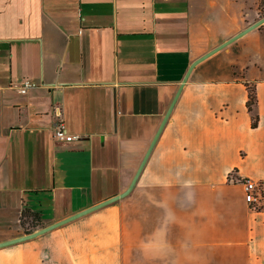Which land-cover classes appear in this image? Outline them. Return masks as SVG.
Here are the masks:
<instances>
[{
  "label": "crops",
  "instance_id": "crops-1",
  "mask_svg": "<svg viewBox=\"0 0 264 264\" xmlns=\"http://www.w3.org/2000/svg\"><path fill=\"white\" fill-rule=\"evenodd\" d=\"M263 17L264 0H0V243L29 234L24 209L32 233L123 193L190 66ZM245 179L264 183V24L194 67L126 197L0 264H264Z\"/></svg>",
  "mask_w": 264,
  "mask_h": 264
},
{
  "label": "water",
  "instance_id": "water-1",
  "mask_svg": "<svg viewBox=\"0 0 264 264\" xmlns=\"http://www.w3.org/2000/svg\"><path fill=\"white\" fill-rule=\"evenodd\" d=\"M262 24H264V17L261 18L260 20H258L257 22H255L254 24H252L251 26H249L248 28L244 29L243 31H241L240 33L235 35L234 37L230 38L226 42L222 43L221 45H219L215 49L211 50L210 52H208L207 54H205L204 56H202L201 58L196 60L190 66V68H189L187 74L185 75V77H184V79H183V81H182V83H181V85L179 87V90H178V92H177V94H176V96H175V98H174V100H173V102H172V104H171V106H170V108H169V110H168V112H167V114H166L161 126H160V128L158 129V131H157V133H156V135H155V137H154V139H153V141H152L147 153L145 154L144 159L142 160V162H141L136 174L134 175L129 187L123 193H121L119 195H116V196H114V197H112L110 199H107V200H105V201H103L101 203H98V204H96V205H94L92 207H89V208H87V209H85V210H83V211H81L79 213H76V214H74V215H72V216H70V217H68V218H66V219H64L62 221H59V222L54 223L52 225L43 227V228H41V229H39V230H37L35 232L29 233V234H25V235H23L21 237L14 238V239H11V240H8V241H4V242L0 243V247L8 246V245H11V244H15V243H18V242H22V241H25V240H29V239L38 237V236H40L42 234H45V233H47L49 231H52V230L58 228V227L66 224V223H68V222H70L72 220H75V219H77V218H79L81 216H84V215H86V214H88L90 212H93V211H95V210H97V209H99V208H101V207H103L105 205H108V204H110L112 202H115V201H117L119 199H122V198L126 197L133 190L134 186L136 185V182H137V180H138V178H139V176H140V174H141V172H142V170H143V168H144V166H145V164H146V162H147V160H148V158H149V156H150V154H151V152L153 150V147H154V145H155V143H156V141H157L162 129L164 128V126H165V124H166V122H167V120H168V118L170 116V113L172 112V109H173V107H174V105H175V103H176V101H177V99H178L183 87H184V84L188 81V78H189L192 70L194 69V67L198 63L203 61L204 59H206L209 56H211L212 54L218 52L219 50H221V49H223L225 47H227L229 44H231L232 42H234L238 38L242 37L243 35L247 34L250 31L260 27Z\"/></svg>",
  "mask_w": 264,
  "mask_h": 264
},
{
  "label": "built area",
  "instance_id": "built-area-1",
  "mask_svg": "<svg viewBox=\"0 0 264 264\" xmlns=\"http://www.w3.org/2000/svg\"><path fill=\"white\" fill-rule=\"evenodd\" d=\"M36 84L32 81H24L21 84L20 92L26 94L30 88L35 87ZM54 113L56 116V123L54 127V137L58 142L70 143L74 140V136L69 134L63 119V111L61 107H55ZM245 190V201L252 208H264V183L255 181L253 179L243 180Z\"/></svg>",
  "mask_w": 264,
  "mask_h": 264
},
{
  "label": "trees",
  "instance_id": "trees-1",
  "mask_svg": "<svg viewBox=\"0 0 264 264\" xmlns=\"http://www.w3.org/2000/svg\"><path fill=\"white\" fill-rule=\"evenodd\" d=\"M248 88L249 96L247 101V107L252 116V127L256 128L258 127L260 121V116L257 112V96L253 86H248ZM29 220H31V222ZM21 223L22 226L26 229V233H30L32 228L41 225L39 215L32 212L30 209H24L22 213ZM26 225L30 227H26Z\"/></svg>",
  "mask_w": 264,
  "mask_h": 264
},
{
  "label": "rangeland",
  "instance_id": "rangeland-1",
  "mask_svg": "<svg viewBox=\"0 0 264 264\" xmlns=\"http://www.w3.org/2000/svg\"><path fill=\"white\" fill-rule=\"evenodd\" d=\"M30 222H31V220H29ZM29 225V224H28ZM28 225H26V227H30V226H28Z\"/></svg>",
  "mask_w": 264,
  "mask_h": 264
}]
</instances>
